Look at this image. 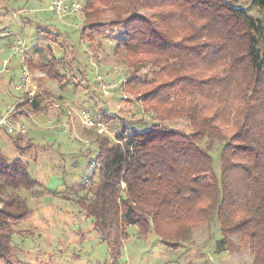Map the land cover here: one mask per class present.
Listing matches in <instances>:
<instances>
[{"label": "trees", "instance_id": "1", "mask_svg": "<svg viewBox=\"0 0 264 264\" xmlns=\"http://www.w3.org/2000/svg\"><path fill=\"white\" fill-rule=\"evenodd\" d=\"M105 1L111 0H83L86 17L98 15ZM132 3L148 12L134 11L110 24L86 20L80 29L81 39L92 42L107 26L113 32L120 27L114 46L131 58L128 68L137 72L138 65L148 66V83L157 79L139 96L144 109L140 120L132 128L126 124L111 140L97 141L96 188L80 201L81 209L115 260L126 227L141 234L152 229L166 241L162 237H169V227L190 220L194 205L207 198L201 211L205 219L211 214L217 218L222 236L217 247L226 250L231 235H237L253 264H264V14L247 13L237 0ZM250 6L264 11V0H251ZM167 7L176 11L170 19L161 11ZM177 22L185 23L180 28ZM59 64L50 57L40 67L62 82ZM139 79L130 75L125 88L137 86ZM36 97L27 104L28 116L38 109ZM174 119L184 122V128L164 124ZM9 133L21 151V134ZM215 143H221L217 175L209 153ZM206 176L211 181H203ZM36 185L25 161L0 153L4 264L13 263V225L30 213L18 190Z\"/></svg>", "mask_w": 264, "mask_h": 264}, {"label": "rangeland", "instance_id": "2", "mask_svg": "<svg viewBox=\"0 0 264 264\" xmlns=\"http://www.w3.org/2000/svg\"><path fill=\"white\" fill-rule=\"evenodd\" d=\"M51 1L0 0V153L25 161L38 182L18 190L30 213L13 225L12 264H253L250 250L237 235H231L226 250L217 247L222 237L217 218L211 214L205 219L201 211L207 198L194 205L190 220L169 227V237H162L166 241L152 229L141 234L134 226L126 227L120 255L109 257L106 243L79 203L96 188L97 141L111 140L126 124L132 128L140 120L144 109L139 96L157 85V79L148 83V66L138 65L137 72L128 68L131 58L114 46L120 27L113 32L107 26L92 42L81 39L80 29L86 20L110 24L148 10L132 0H111L89 19L84 9L58 17L48 7ZM250 1L237 4L261 17L264 11L251 7ZM161 11L166 18L176 13L171 7ZM50 57L60 62L62 82L40 67ZM25 72L30 77L28 91L19 88ZM130 75L140 77L141 83L126 89ZM35 97L38 109L28 116L29 98ZM19 110L21 115H16ZM164 124L184 128L185 123L174 119ZM5 131L21 134V151ZM220 147L215 143L209 151L216 175ZM203 181L211 180L206 176Z\"/></svg>", "mask_w": 264, "mask_h": 264}, {"label": "built area", "instance_id": "3", "mask_svg": "<svg viewBox=\"0 0 264 264\" xmlns=\"http://www.w3.org/2000/svg\"><path fill=\"white\" fill-rule=\"evenodd\" d=\"M48 7L58 17H63V16L71 15V14L73 15L78 14L83 9V2H79L77 0H52ZM21 80H22V83L19 85V88L22 90L28 91L27 88L30 83V77L27 72L23 74ZM32 101H33V98H29V102L31 103ZM11 111L12 109L7 112L8 117H10L8 114ZM16 128L18 129V127Z\"/></svg>", "mask_w": 264, "mask_h": 264}, {"label": "crops", "instance_id": "4", "mask_svg": "<svg viewBox=\"0 0 264 264\" xmlns=\"http://www.w3.org/2000/svg\"><path fill=\"white\" fill-rule=\"evenodd\" d=\"M17 87V86H16Z\"/></svg>", "mask_w": 264, "mask_h": 264}]
</instances>
